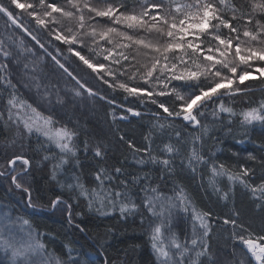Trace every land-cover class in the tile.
Segmentation results:
<instances>
[{
	"label": "snow or ice",
	"instance_id": "obj_1",
	"mask_svg": "<svg viewBox=\"0 0 264 264\" xmlns=\"http://www.w3.org/2000/svg\"><path fill=\"white\" fill-rule=\"evenodd\" d=\"M0 15L18 33L0 37V124L16 130L0 151V178L10 192L20 193L26 207H36L32 181L36 157L44 153L40 164H51V180L59 183L58 174L69 169L74 173L48 204L77 230L85 231L74 224L80 215L75 208L86 202L102 216H146L157 264H203L202 257L210 264H264V176L257 181L246 163L234 167L205 151L208 140H216L210 133L217 124L241 137L257 125L264 131V0H0ZM21 66L24 78L14 82ZM257 91L260 97L253 99ZM118 96L154 107L142 142L118 137L134 166L143 170L151 164L170 176L179 167L193 178L199 175L218 207L198 208L180 184L169 195L152 186L149 173L99 166L108 154L102 138L91 149L97 167L81 182L75 174L82 167L81 145L85 153L90 149L80 139L79 123H73L76 109L91 100L107 104L113 120L117 110L123 112L121 122L143 119L137 107L117 105ZM70 106H76L71 115ZM32 136L40 147L29 153L25 140L31 147ZM256 159L249 153L248 160ZM130 185H139L143 195L133 199ZM237 186L252 215L236 206ZM216 230L232 242L224 259L209 256ZM74 251H49L30 220L0 208V264H96L94 257L84 253L85 260Z\"/></svg>",
	"mask_w": 264,
	"mask_h": 264
},
{
	"label": "trees",
	"instance_id": "obj_2",
	"mask_svg": "<svg viewBox=\"0 0 264 264\" xmlns=\"http://www.w3.org/2000/svg\"><path fill=\"white\" fill-rule=\"evenodd\" d=\"M5 2H7V0H5ZM8 35L18 37V33L13 31L6 18L0 15V37H6ZM41 67H43V65H41ZM23 78V69L21 66L18 72L14 74V82L16 79ZM70 86L71 85H68V87ZM18 87L20 86L18 85ZM60 88L64 89L65 85L61 83ZM20 94L25 97L29 95L27 90L23 87H20ZM259 97L260 93L257 91L256 95L252 98L258 99ZM121 103H123L126 107H137V110L143 113V119L129 116L128 119L130 123L121 122L119 120V116L123 114V112L122 110H117L116 119L113 120V117L110 114L112 110L107 104L96 103L91 100H86L84 103L79 104L76 109V115L73 119V123H79L82 129L80 139L87 141L90 149L87 153H85L81 145L80 164L82 167L75 170V174H79L81 182L87 183V181L91 178L92 172L97 167V160L93 158L91 149L102 138L108 146V154L99 166L108 167L109 169L123 166L128 172L141 176H143L144 173H149L152 186H159L161 190L169 195H171L174 185L180 184L186 188L198 208L206 210L209 207H218L217 197L211 193V189L206 191L205 187L201 186L202 181L199 175L193 178L189 172L181 171L179 167H177L178 174L170 176L167 173L162 172L158 166L151 164L144 166L143 170L134 166L131 154L125 145L119 143L118 137L120 135L127 134L128 137L134 138L137 143L142 142L143 135L147 134L151 128V110H154V107L145 105L137 106L135 102L130 103V101L124 100L122 96H118L116 104L120 105ZM74 108H76V106H70V115ZM86 114L90 115L85 117ZM14 131L15 128H5L2 124H0L1 151L3 150L1 146L2 143L9 144L15 137ZM168 131L169 135H171V131ZM185 131L192 132L191 129H187ZM210 135L214 136L216 140H208L205 145L206 152H215L216 156L221 161L234 167H237L240 163H246L247 166L255 169V176L253 178L257 181L261 176H264V168L260 167L261 158L264 157V151L260 150L261 144H264V131L261 130L259 125H257L254 129H250L248 136L241 137L238 132L234 135H228L226 130H223L220 125L217 124ZM156 136L159 137L160 133L157 132ZM241 139H243V143L238 142ZM157 142L159 143V140ZM30 143L31 147H28L26 151L31 153L33 148L39 149V144L33 143L32 140ZM249 153H252L257 157L256 161L248 160ZM39 158V156L36 157L37 164L40 162ZM177 165H179V159H177ZM47 171H49V168L36 172L35 182L33 183L36 206L48 205V203L42 204L40 202L50 200L48 198L52 196L54 188L61 190L60 184L72 182L74 174L73 171L69 169L58 175L59 178L57 180L59 183H57L53 188L46 177ZM207 179L208 177L205 175L204 181L206 182ZM38 181H40V183H37ZM226 183V178L220 181L222 187ZM88 186L92 187L93 185ZM129 188L133 199H136L137 193L141 196L143 195V193L140 192L139 185H130ZM1 193L3 194L2 198L9 201V198L5 196V191L0 190V194ZM45 197L48 198L45 199ZM15 203L17 206H14V210L18 212V216L32 222L34 228L41 233L43 242L48 246L49 251L59 253L62 249L67 251V248L70 247L75 250L73 255H81V258L86 260L87 256L82 254L87 253L89 256L95 258L96 264H99L100 259L96 254L97 252L94 250L93 245H91L81 235V233H83V235L88 237L93 236L99 250L101 251V249H104L108 254H111L113 261L117 264H157V260L155 259L156 256L154 255L155 253L151 247L150 237L145 235L146 230L143 229L144 226L146 229L148 228V218L146 216L142 217L140 213L122 217L119 212H116L112 215L99 217L95 211H88L85 205L79 204L81 206L78 205L75 208V211L80 213L78 218L83 221L80 223V220L76 219L74 224H81L85 231L81 232L76 229V231H78L77 233L75 230L70 231L65 228V225L69 227L74 225H69L67 220H65V218L61 215L54 216V213H44L36 209L34 210L26 207L24 203H21L22 207H20L17 202ZM223 203V201L219 202V204ZM235 204L246 214L252 215V206L239 186H237V191L235 193ZM45 207L48 208L49 206ZM128 221L131 223L133 222V225L127 226L126 224ZM254 225L259 227V218L254 220ZM186 226L188 225H181V227ZM141 230H143V232L138 233ZM177 232L179 233V229H177ZM182 238L183 236L181 235V239ZM208 243L210 246L209 256H211V250H213V247L217 246V244L218 248H220L222 252H225V249H223L225 246H232V242L228 239V233L221 232L220 230H216L212 234ZM85 244L88 245L90 249L86 248ZM0 257L2 256L0 255ZM201 259L203 264H210L207 257H202Z\"/></svg>",
	"mask_w": 264,
	"mask_h": 264
},
{
	"label": "rangeland",
	"instance_id": "obj_3",
	"mask_svg": "<svg viewBox=\"0 0 264 264\" xmlns=\"http://www.w3.org/2000/svg\"><path fill=\"white\" fill-rule=\"evenodd\" d=\"M89 109V108H88ZM88 115H90V114H86L85 115V117H87ZM85 117H83V118H85ZM6 145V144H5ZM0 163H3V160H0ZM4 189L6 190L5 191V196L7 197V198H9V201H10V203L9 204H7V205H10V206H8L7 207V209H4V210H8V209H11V213H12V215H13V217H17L18 215L16 214V213H14L13 212V208L15 209V207L14 206H17V204L15 203V202H17L19 205H20V207H22L21 206V203H22V201H21V196H20V193H18V192H10L8 189H9V187L10 186H8V185H6V183L4 184ZM13 197V198H12ZM3 203V202H2ZM14 204V205H13ZM0 207L1 208H4V206L2 205L1 206V204H0ZM97 213V212H96ZM55 215L54 216H63L64 218H65V214L64 213H62L61 214V212H59V211H56L55 213H54ZM98 214V216L100 217V216H102V215H100L99 213H97ZM59 219H61V218H59ZM59 219H57V220H59ZM77 220L79 219L78 217L76 218ZM65 220H66V218H65ZM80 220V219H79ZM82 221L83 220H80V223H82ZM134 221V220H133ZM127 226H132L133 225V222L131 223L130 221H128L127 222V224H126ZM65 228L68 230H70V231H73V230H75L76 231V228L74 227V226H71V227H69V226H66L65 225ZM143 229H145L146 230V233H145V235H147V236H149V229L147 228L146 229V227L144 226L143 227ZM77 233H78V231H76ZM143 232V230H141L140 232H138V233H142ZM137 233V234H138ZM81 235L91 244V245H93V247H94V250L97 252L96 254L98 255V257H99V259L101 260V264H104V262L107 260V261H109V264H117L115 261H113V259H112V257H111V254H108L107 253V251H105L104 249H101V251L99 250V248H98V246H97V243L94 241V239H93V236L91 237H88V236H86V235H83V233H81ZM183 239V238H182ZM107 243V242H106ZM86 245V244H85ZM225 245H228V244H225ZM226 247V248H225ZM223 249H225V252H222L221 251V249L220 248H218V244H217V246H214L213 247V250H211V258L212 259H216L217 257H220L221 259H224V258H226V256H225V254L226 253H230V252H232L233 251V247L231 246L230 247V245L229 246H225ZM86 248H89V246L88 245H86ZM90 249V248H89ZM240 249L239 248H237L236 249V252L239 254L240 253ZM103 254L105 255V258L103 257ZM155 255V254H154ZM156 256V255H155ZM155 259H156V257H155ZM208 262L210 263V261L208 260Z\"/></svg>",
	"mask_w": 264,
	"mask_h": 264
},
{
	"label": "bare ground",
	"instance_id": "obj_4",
	"mask_svg": "<svg viewBox=\"0 0 264 264\" xmlns=\"http://www.w3.org/2000/svg\"><path fill=\"white\" fill-rule=\"evenodd\" d=\"M16 132V130L14 131V133ZM31 140H32V142L33 143H36L37 144V138H36V136H32L31 137ZM7 145V144H6ZM29 145V141L28 140H25V148H26V150L28 149V146ZM2 151H4L5 150V148H4V146H5V143L3 144L2 143ZM0 151H1V147H0ZM44 153H40V156H42ZM39 156V157H40ZM40 159V158H39ZM45 168H49V171H47V173H46V177L48 178V181L50 182V184L53 186V188L56 186V184H57V181H53V180H51V178H50V171H51V164L49 163L48 165H47V167H43L41 164H40V162L37 164V168H36V170H35V172H34V181H32V183H34L35 182V177H36V172L37 171H39V170H44ZM58 175H60V174H58ZM59 177L57 176V179H58ZM6 183V185H8V186H10V184L7 182V181H5V180H3L2 178H0V190H2V191H6L5 189H4V184ZM37 183H40V181H38ZM60 190H57V189H53V192H52V196H50L49 198L48 197H45V199H52V198H54V195L57 193V192H59ZM2 193L0 194V204H1V206L3 205L4 206V209H7V207L8 206H10V205H7V204H9L10 203V201H7L6 199H3L2 198ZM3 202V203H2ZM40 202V201H39ZM49 202V200H46L45 202H40V203H42V204H45V203H48ZM74 203H76L75 201H73ZM22 203H24L23 201H22ZM25 204V203H24ZM80 204H82V205H85V207L87 208V205H86V202H81ZM5 206H7V207H5ZM40 206H42V207H40ZM40 206H36L35 208H34V210L36 209V210H39V211H42V212H44V213H46V212H50V213H55L56 212V210H54V209H52L50 206H49V204L48 205H40ZM45 206H49L48 208L47 207H45ZM79 206H81V205H79ZM43 207H45V208H43ZM1 208V207H0ZM33 209V208H32ZM87 210L89 211V209L87 208ZM13 212L14 213H16L17 215H19L18 214V212H16L15 210H14V208H13ZM0 255L1 256H3V253L2 252H0ZM103 257L105 258V255L103 254ZM100 263L99 264H101V260L99 261Z\"/></svg>",
	"mask_w": 264,
	"mask_h": 264
}]
</instances>
